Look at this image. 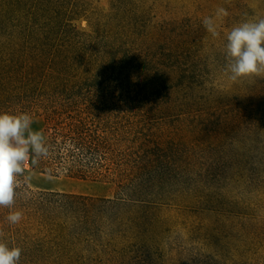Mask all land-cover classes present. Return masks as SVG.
<instances>
[{
    "label": "rangeland",
    "instance_id": "rangeland-1",
    "mask_svg": "<svg viewBox=\"0 0 264 264\" xmlns=\"http://www.w3.org/2000/svg\"><path fill=\"white\" fill-rule=\"evenodd\" d=\"M218 7L222 34L264 17V0H0V112L28 113L46 141L42 86L8 79L63 51L143 165L120 186L27 162L0 208L19 264H264V79L227 80L223 36L203 24Z\"/></svg>",
    "mask_w": 264,
    "mask_h": 264
},
{
    "label": "trees",
    "instance_id": "trees-1",
    "mask_svg": "<svg viewBox=\"0 0 264 264\" xmlns=\"http://www.w3.org/2000/svg\"><path fill=\"white\" fill-rule=\"evenodd\" d=\"M64 57L63 51L55 52L42 65H31L21 72L14 70L9 75L13 86L23 84L30 89L41 85L45 92L41 91L39 104L56 115L53 132L45 141L49 155L36 162L30 157L28 163L52 175L65 174L122 186L143 169L140 153L135 151L138 148L127 143L125 150L119 148L122 143L116 141L124 136L121 128L113 125L109 129L108 121L100 117L108 107L107 101L91 92V79L75 81L68 77L79 66ZM81 104L87 111L82 112ZM98 118L102 121L98 122ZM116 153L122 154L118 163L110 157Z\"/></svg>",
    "mask_w": 264,
    "mask_h": 264
},
{
    "label": "clouds",
    "instance_id": "clouds-1",
    "mask_svg": "<svg viewBox=\"0 0 264 264\" xmlns=\"http://www.w3.org/2000/svg\"><path fill=\"white\" fill-rule=\"evenodd\" d=\"M229 15L218 7L214 16L206 17L203 24L214 38L223 36V71L232 83L264 79V17L245 19L225 33L218 30V21ZM32 117L25 112H0V208L11 207L18 195L17 189L30 179L24 176L30 157L36 162L49 155V147L41 131L31 128ZM24 176L21 181L18 177ZM21 211H9L6 220L18 224ZM0 232V264H19L22 249L9 247Z\"/></svg>",
    "mask_w": 264,
    "mask_h": 264
}]
</instances>
